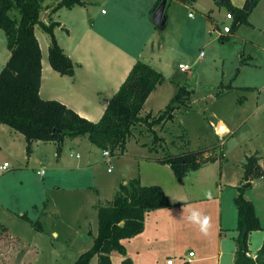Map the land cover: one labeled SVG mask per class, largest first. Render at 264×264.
Listing matches in <instances>:
<instances>
[{
	"label": "rangeland",
	"instance_id": "1",
	"mask_svg": "<svg viewBox=\"0 0 264 264\" xmlns=\"http://www.w3.org/2000/svg\"><path fill=\"white\" fill-rule=\"evenodd\" d=\"M89 1L100 3L99 0ZM124 1L126 3L122 4L123 0H117L115 6L99 4L98 10L104 7L107 11L105 17L113 13L112 21L118 26L122 12L126 11L130 15L129 19L124 14L121 19H124L122 23L129 25L132 47H141L144 38L153 34L155 37L151 39L154 44L160 41V47H164L163 51L166 52L162 55L166 58L160 60L166 73L171 75L177 72L171 77L173 82L168 79L162 81V98L153 107L156 110L163 109L169 98L176 93L178 85L187 84L193 92L187 103L177 109L174 119L155 124L154 131L145 123L137 124L133 130L136 137H131L127 144L129 155L111 154L108 164L101 150L93 153V172L99 189L97 198L101 204H108L113 199L123 177L131 179L138 176L139 170L144 180L155 184L161 181L171 186V171L169 173L166 167H156L155 163L139 166L131 153H147L159 158L181 149L210 147L219 141L224 144L226 138L223 136L218 139L214 132L219 120L241 127L228 138L224 146V152L231 162L251 149L257 138L264 139V49L259 47L263 35L258 29L243 26L239 32L236 29L230 34L225 33V38L221 39L220 31L213 27L210 31L208 26L201 29L200 24L194 30V39L191 37L186 43L183 39H187L186 34L191 31V21L187 20L184 30L181 28L178 21L182 17L181 5L167 3L165 24L154 26L151 19L157 0ZM200 2L206 9L214 1ZM193 3L189 10L195 15L194 22L203 23L206 12L196 9ZM143 8L146 10L144 16L148 20L147 25L140 21L141 14L137 13ZM226 13L225 7L217 13L225 23L228 22ZM13 14L17 12L13 11ZM66 21L71 22V17L68 16ZM225 25L228 24L223 23L221 28ZM158 34L163 35V38L160 39ZM4 36L3 30H0L1 45L5 41ZM179 39L181 42H178ZM249 54L253 55L252 60ZM245 61L250 64H244ZM180 64L190 68L181 70ZM229 83L231 87H228ZM168 95V100L163 103ZM154 134L157 136L155 140ZM78 151L82 161L85 158L83 148ZM37 155L47 158L43 176H39L34 168L26 167L25 163H18L10 157L6 159L9 169L0 173V264H73L81 251L91 247L93 236L86 229L91 220L95 222L96 216L95 210L87 209V191L83 192L77 185L71 184L74 182L68 173L55 170L49 161L53 156L50 147H39ZM71 164L75 165L74 161ZM153 220L154 213L145 217L146 229L143 236L130 243L131 251L154 232ZM53 230L58 234L54 235ZM114 255L119 261L123 259L118 252ZM135 264L144 263L138 257Z\"/></svg>",
	"mask_w": 264,
	"mask_h": 264
},
{
	"label": "crops",
	"instance_id": "2",
	"mask_svg": "<svg viewBox=\"0 0 264 264\" xmlns=\"http://www.w3.org/2000/svg\"><path fill=\"white\" fill-rule=\"evenodd\" d=\"M59 1L44 0L43 11L47 14L44 21L46 23L50 20L59 22V25L54 28V34L64 52L72 60L74 73L73 75H62L51 67L48 60L50 37L39 24H36L34 33L40 45L42 65L39 94L43 99H56L72 108L80 116L91 121H98L105 110L107 100L118 90L132 65L137 60H141L162 72L165 77L164 80H170L177 73L176 71L171 75L166 73V68L160 62V60L166 58L162 57L166 52L163 51L164 47H160V41L154 44L152 39L155 36L153 34H150L147 39L146 37L144 38L145 41H143L141 47L139 45L134 48L132 47L131 33L128 30L130 29L129 25H127L128 23H122L124 19H121L124 15L129 19L130 15L126 11L122 12L119 18V22L121 23L118 26L117 23L112 21L114 18L112 16L113 13L105 17L104 15L107 11L104 7H101L100 11L98 10L99 4L102 6H115L117 0H99L100 3L86 0L87 4L85 6L76 5L72 8L61 7L57 10H52L53 6ZM213 1L206 9L201 6L200 0H196L193 3L196 4V9L204 13L206 12L204 14L206 20L203 23H195V15L191 9L189 10L191 8L189 6L192 3L181 2L179 0H167L168 4L174 2L181 5V9H183L181 10L182 17L178 21L183 30L185 24H187V20L191 21L189 24L191 26L189 30L191 31L186 34L187 39L182 38L184 42H189L191 37L194 39V30L200 24H202L201 29L208 26L210 28L209 30L212 31L211 28L213 27L225 36V33L222 32L221 25L223 23L231 25L232 20L227 18L228 22L225 23L217 13L221 12L224 7L226 13V6L219 4L217 0ZM230 2L236 7H242L245 0H230ZM125 3L126 1L123 0L122 4ZM144 11H146L145 8L137 11V13L139 12L141 14L139 16L140 21H143L142 23L147 25L148 20L144 16ZM190 13H192V16H190ZM68 16L71 17V22L66 21ZM243 26L249 29H258L261 35H263L261 40H258L262 43V45L259 44V47L264 49V0H260L250 12L248 23L238 26V32ZM158 35H160V39L163 38V35ZM164 37L166 38L165 34ZM182 37H184L183 34ZM178 42H181V39ZM9 54L10 52L6 48L5 37V41L2 45L0 44V69L7 61ZM249 56V59L252 60L253 55L249 54ZM244 64L247 65L250 63L249 61H245ZM162 83L158 84L146 99L140 111L141 116H145L148 113L156 115L159 110H162H156L153 107L156 106V101L162 98L164 88ZM168 98L169 95L162 102H166ZM237 126L235 124L229 125L219 120L214 132L218 139L223 136L226 138L224 144L222 143V158L214 162L206 163L197 170L188 172L180 180L175 177L168 164L156 161L157 157L147 155V153L139 155H133L131 153L134 161L139 166L145 163H155L157 164L156 167H166L169 173L171 171L170 187L167 183L158 182L173 204L167 208L152 210L147 214L154 213V232L150 237H146L144 241H141L138 248H133L131 251L130 243L144 233L146 224H144V229L141 233L124 240L127 255L131 258L132 264H135L138 257L144 264H166L167 258H173L174 264L234 263L235 240L238 236L237 208L234 203V197L238 193L237 188L245 183L243 162H245L246 156L255 153L259 158V165L264 169V139L260 138H257L253 142L251 149L243 152L239 157L237 156L234 162L229 161V156L224 152V146L228 138L235 134L238 128H241ZM154 129L156 130V128ZM134 133L132 131L131 137H136ZM129 140L126 143L124 151L126 155H129L126 149ZM25 146L26 140L22 133L4 123H0V164L6 162L7 157H10L12 160L16 159L18 163H25L26 167L30 166L34 168L35 171L40 167L46 168V156L39 157L37 151L39 147H50L53 156L49 161L53 163L55 170L57 172L63 171L68 173L74 182L71 184L77 185L83 192L87 191V198L85 200H88V203L86 204L85 201L82 202L86 204L88 211L95 210V222L94 219L91 220L90 226L86 229L88 230L87 233L93 236V243V238L97 234V206L101 204V201L97 198L99 189L96 187L93 159L91 157L98 150H101L103 156V150L91 143L87 135L72 138L66 137L59 154L56 152L54 142L34 141L29 155L26 154ZM81 148H83L85 154V158L82 161H80L82 157L81 153L78 151ZM103 158L107 162V158L104 156ZM72 161H74L75 165L71 164ZM134 177H138L142 184H155L144 180L140 170L138 171V176ZM128 180L126 177H123L122 183H126ZM250 183V186L245 191V197L253 202L256 215L262 227H264V175L250 179ZM191 209H199L208 217L207 234L201 233L197 225L187 220ZM41 214H43V211ZM52 232L54 235L58 234L55 230ZM263 241V229L250 232V256H255L256 252L262 246ZM191 251L193 252L192 256L189 255ZM115 252L113 251L110 254L112 264H121L122 258L119 261L117 256L114 255ZM97 263V256L92 257L90 264Z\"/></svg>",
	"mask_w": 264,
	"mask_h": 264
},
{
	"label": "trees",
	"instance_id": "3",
	"mask_svg": "<svg viewBox=\"0 0 264 264\" xmlns=\"http://www.w3.org/2000/svg\"><path fill=\"white\" fill-rule=\"evenodd\" d=\"M161 0H157L156 6ZM193 3L196 0H179ZM260 0H245L236 7L230 0H217L226 6L232 16L228 33L235 32L239 25L248 23V16ZM44 0H0V29L6 37L10 54L0 69V123L22 133L26 140V154L31 152L34 141L54 142L59 154L66 137L87 135L89 141L111 154H123L126 143L137 123H145L153 130L155 124L174 119L175 112L185 105L193 92L187 84L178 85L176 93L156 115L145 116L140 111L154 88L164 80L162 72L137 60L131 67L118 90L107 100L105 110L98 121L80 116L72 108L56 99H43L39 94L41 82V49L34 33L39 24L49 35L48 60L51 67L62 75H73L74 64L58 43L54 28L59 22L39 20ZM86 0H60L52 10L61 7L85 6ZM16 11L17 14H13ZM228 37V36H227ZM219 38H225L222 34ZM173 82V78L170 79ZM222 86V85H220ZM232 85L229 83L228 87ZM155 133V132H154ZM157 138L154 134V140ZM220 148V149H219ZM220 151H217V150ZM222 144L210 147L181 149L174 154H165L156 161L168 164L180 180L188 172L209 162L221 159ZM255 153L246 156L243 162L244 177L248 179L239 186L234 197L237 208L236 249L233 264H264V241L250 256L249 234L263 229L254 204L245 197L250 179L264 175ZM168 195L159 184H142L138 177L122 183L108 204L97 206V234L90 248L82 252L73 264H90L97 256V264H112L113 251L123 256L121 264H132L127 256L124 240L132 238L144 229L146 215L155 209L172 206Z\"/></svg>",
	"mask_w": 264,
	"mask_h": 264
},
{
	"label": "built area",
	"instance_id": "4",
	"mask_svg": "<svg viewBox=\"0 0 264 264\" xmlns=\"http://www.w3.org/2000/svg\"><path fill=\"white\" fill-rule=\"evenodd\" d=\"M190 16H192V13H190ZM226 18L232 20L233 19V16L232 14L227 11L226 13ZM229 29H230V26L229 25H225L222 27V32L223 33H228L229 32ZM179 68L181 70H187L189 69L190 67L186 64H180L179 65ZM103 156L107 158V162L108 164L110 163V156H111V153L108 151V150H103ZM9 167V163L8 162H3L2 164H0V173L6 171ZM108 170H110V168H108ZM37 174L39 175H43L45 173V167H40L36 170ZM189 255L192 256L193 255V252H189ZM166 264H174V259L173 258H167L166 259Z\"/></svg>",
	"mask_w": 264,
	"mask_h": 264
},
{
	"label": "clouds",
	"instance_id": "5",
	"mask_svg": "<svg viewBox=\"0 0 264 264\" xmlns=\"http://www.w3.org/2000/svg\"><path fill=\"white\" fill-rule=\"evenodd\" d=\"M208 195V193H206ZM187 220L199 227L201 233L207 234L208 217L204 215L199 209H191L187 216Z\"/></svg>",
	"mask_w": 264,
	"mask_h": 264
},
{
	"label": "water",
	"instance_id": "6",
	"mask_svg": "<svg viewBox=\"0 0 264 264\" xmlns=\"http://www.w3.org/2000/svg\"><path fill=\"white\" fill-rule=\"evenodd\" d=\"M166 4H167V0H161L160 3L154 9V11L152 13V20L155 24H158V25H160V24L164 25L165 24V22L167 20L165 14H164ZM46 16H47L46 12L42 11L39 15V20L44 21ZM247 179L248 178L245 177V181Z\"/></svg>",
	"mask_w": 264,
	"mask_h": 264
}]
</instances>
